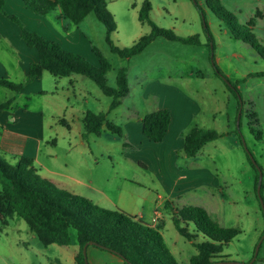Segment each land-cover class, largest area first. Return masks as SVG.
<instances>
[{
  "label": "rangeland",
  "instance_id": "374dc122",
  "mask_svg": "<svg viewBox=\"0 0 264 264\" xmlns=\"http://www.w3.org/2000/svg\"><path fill=\"white\" fill-rule=\"evenodd\" d=\"M145 1L106 0L107 9L117 27L111 35L117 47L129 48L141 37L150 34L151 26L139 21V12ZM149 1L152 8L150 17L159 28L174 30L181 37L198 35L201 45H184L158 38L141 54L130 59L122 58L111 51L106 41L105 26L95 14H90L79 26V31L89 37L83 33L89 50L86 51L79 45L72 44V47L82 54H89L90 51L95 58L97 56L92 50L93 46L103 53L112 65L106 76L107 83L112 88L117 86L119 69L127 68L129 85L136 90V96L128 95L118 110L109 111L112 98L106 96L94 81L83 78L87 90L91 93L89 99L92 101L87 105L83 99L72 100L76 105L75 112L68 113V120L73 126L72 133L62 124H59L58 128L48 130L58 141V164L67 163L76 179H93L95 186L103 188L106 194H103V201H98L101 207L123 210L141 217L148 224H153V218L157 214H163L165 224L162 234L167 246L175 250L177 242V246L192 257L198 252L197 249L179 234L172 221V211L167 209L166 212L162 206L163 199L159 198V194L167 197L169 191L162 190L155 183L153 172L138 163L139 155L144 150L139 152V148L131 144L129 139L125 145L127 116L135 112L136 107L146 111L151 106V103L143 100L144 91L156 92L162 100L166 99L172 103L175 102L172 96H166L164 85L183 92L191 97L199 108L192 126L213 129L221 137L207 144L195 158H177V169L179 167L183 171L189 168L202 170L205 185L194 196L185 197L179 207L201 206L222 226L238 229L239 235L229 243L223 254L230 261L248 264L264 235V213L255 192L256 171L248 160L240 138L244 139L257 163L264 169V77L259 76L264 71V60L250 44L234 36L228 23L214 12L212 6L219 3L232 13L236 19L235 29H252L258 43L264 47V0ZM15 15L21 20V14ZM57 22L61 23V20L58 19ZM68 23L72 29H76L77 26L72 22ZM60 26L58 28H61ZM60 31L65 34L63 29ZM72 47L68 48L72 50ZM85 58L91 62V59ZM96 59L99 62L98 58ZM46 77L45 80L30 84L20 95L2 88L0 102L18 96L17 105H27L33 107V110H38L44 105L45 99L53 97L51 93L45 98L37 94L40 85L50 90L54 87V80H59L51 74ZM232 85L238 86V98L231 90ZM87 110L108 113V119L120 126L125 136L115 135L107 128L103 129L100 136H85L83 113ZM253 113L257 115L258 125H251L254 122ZM254 128L255 133L262 132V139L256 138L252 131ZM81 134H84V138L90 137V142L85 146L78 145L79 152L76 156L68 158L70 140H81ZM127 151L132 153H128L131 156L126 157ZM83 154L88 158L87 163L83 161ZM95 198L100 200L98 198H102V195ZM146 199L147 202L144 201ZM161 221L164 220L158 218L157 225ZM176 238H179V241ZM71 240L72 244L66 247L56 244L44 246L24 220L16 217L9 220L8 225L0 222V264H56V259L62 260L64 264H76L71 257L72 252L78 248L75 229H71ZM204 241L203 236L197 239V242ZM262 245L260 258H264V240ZM184 260L181 264H189V261Z\"/></svg>",
  "mask_w": 264,
  "mask_h": 264
},
{
  "label": "trees",
  "instance_id": "16d2710c",
  "mask_svg": "<svg viewBox=\"0 0 264 264\" xmlns=\"http://www.w3.org/2000/svg\"><path fill=\"white\" fill-rule=\"evenodd\" d=\"M22 1L27 9L41 17H46L60 9L62 17L75 25H79L90 14H95L106 28V41L111 51L126 59L141 54L158 38L180 42L184 45H201L198 35L181 37L174 30L159 28L150 17L152 8L149 0H146L140 9L139 21L151 26L150 34L141 37L131 47L124 49L117 47L111 39V35L117 27L113 16L107 9L106 0ZM4 5L5 0H0V12L18 24L25 43L38 50L39 61L29 66L25 82L15 83L1 78L0 87L19 94L26 85L40 80L45 72L55 78L81 75L83 78L94 81L106 96L112 98L109 111L116 110L121 106L123 100L130 93L127 68L119 69L117 86L116 88L110 87L106 76L111 71L112 65L97 47L93 46L92 50L99 60V66L93 65L80 54L67 51L60 43L26 28L15 14L5 11ZM212 9L228 23L238 40L250 44L264 60V47L258 43L252 29L249 28L246 31L235 29L234 15L219 3L217 6H212ZM259 76L264 77V71ZM231 90L238 98L240 94L238 86L232 85ZM240 105L239 101L238 109H240ZM11 108H18L15 105V98L0 103V117L4 111ZM252 117L254 122L251 125H258L257 115L253 113ZM84 125L85 136L88 134L100 136L103 128H107L120 137L125 136L123 129L111 122L106 112L88 111L84 117ZM170 125L171 112L167 109L157 110L143 118L142 132L150 141L161 143L166 137ZM252 131L255 133L256 129L254 128ZM255 134L258 140L262 139L261 131ZM183 137L185 155L188 158H195L207 144L216 141L221 135L213 129L195 125L184 132ZM240 142L243 146L241 138ZM247 157L256 171L255 192L259 199L257 194L259 171L248 153ZM260 168L264 175V169L261 166ZM0 185V222L3 225H8L9 220L16 217L24 220L31 232L44 246L53 244L70 246L72 243L71 229H75L79 246L75 255L76 264H86L83 250L89 242H94L96 248L121 258L125 264H179L165 242L162 224L153 226L123 210L101 207L85 196L62 189L52 180L42 178L31 159L23 157L19 163L13 165L0 157ZM263 191L264 179L261 191L264 199ZM165 206L172 211V221L179 234L189 240L198 251L191 257L190 264L230 261L223 253L229 243L239 235L238 229L222 226L201 206L175 208L169 202H166ZM200 236L205 238L204 242H197ZM257 262L264 263V258H260L258 255L254 264ZM56 264L64 263L60 259H56Z\"/></svg>",
  "mask_w": 264,
  "mask_h": 264
},
{
  "label": "crops",
  "instance_id": "0c3cea01",
  "mask_svg": "<svg viewBox=\"0 0 264 264\" xmlns=\"http://www.w3.org/2000/svg\"><path fill=\"white\" fill-rule=\"evenodd\" d=\"M4 9L9 14H21V20L26 28L41 34L47 39L60 43L67 51L70 50L68 47H72V44L79 45L80 48L86 51L89 50L87 42L83 37L84 32L81 33L79 31V26L90 15L79 25L74 24L77 27L76 29H72L69 25L70 23H68L71 21L62 17L60 9L55 10L46 17H41L27 9L22 0H5ZM58 19L61 20V23L57 22ZM59 26L61 28H58ZM61 29L64 30L65 34L63 32L61 33ZM84 35L87 36L85 33ZM87 38L89 37L87 36ZM74 49L72 47V50L69 52L82 54V52ZM91 54L89 51V54L82 55L91 59L90 61L94 65L99 66L97 57L95 58V55ZM38 61V50L29 47L22 39L18 25L10 21L0 12V79L3 78L15 83H23L26 80L29 66ZM47 74L49 73L45 72L40 80H45ZM64 79L67 81H64ZM84 82L86 81L81 75H73L71 77L59 78V80L55 79L53 83L54 87L50 88V90H46L47 88L40 85L37 94L45 98L51 93L53 97L51 99H45L43 101L44 105H41L38 110H33V107L27 105H22V107L17 105L16 101L18 96L9 98L8 100L15 98V105L18 108L6 110L0 117V157L13 165L19 163L23 157L31 159L41 177L52 180L62 189L88 197L100 205L98 201H103V194H106V192L103 188L95 186L93 179L87 178L85 181L76 179L70 172L71 170H69L67 163L58 164L60 160V156L56 151L58 141L53 138V134L48 132V130L58 128V125L62 124L69 133H72L73 126L68 120V113H73L76 109V105L72 100L74 98L79 100L83 99L87 105L92 101L89 99L91 93L87 90ZM29 85H26L22 92L27 90ZM129 87V96H136V90H133L130 85ZM2 88L4 87H0V90ZM163 89L166 96H172L173 102L175 103L166 99L162 100L160 96H157L156 92L148 93V90L147 92L144 91L142 96L143 100L151 103V106L146 111L136 107L135 112L127 116L125 128L127 131V144L129 139L131 144L139 148V152L144 150L139 155L138 163L153 172L152 174L156 178L155 183L162 190L169 191L167 197L159 194V198L163 199L162 206L167 212L166 202L171 203L175 208L179 207V203L185 197H188V195L194 196L205 185L203 183L204 179H202L204 177L202 176V170L195 171L189 168L187 171H183L181 168L178 167L177 169L176 167L178 157H187L184 153L183 133L188 131L194 124L199 108L190 99L191 97L183 92H179L166 85H164ZM162 109H167L171 112V125L164 140L161 143H154L143 135L142 120L147 114ZM87 111H84V113ZM84 113L83 115H85ZM81 135L82 139L77 142H74L72 139L70 140V146L67 149L68 158L72 159L76 156L75 154L79 152L77 149L78 145L85 146L90 142V137L84 138V134ZM133 137H135V140H133ZM128 153L132 154L127 151L125 154L126 157L131 156ZM83 161L88 162L86 155L83 156ZM100 194L102 198H98L100 200H97L95 196L98 197ZM144 201L147 202V199ZM138 218L141 219V217ZM158 218L164 220L160 222V224L164 225L165 216L161 214V216L158 215ZM151 225L157 226V222H153ZM176 240L179 241V238H176ZM78 248L72 252L71 257L74 262ZM169 249L179 264L184 259L185 262L189 261L190 264L191 256H188L183 248L178 247L177 242H175V250ZM87 257L90 264H125L121 258L92 245L87 249Z\"/></svg>",
  "mask_w": 264,
  "mask_h": 264
},
{
  "label": "water",
  "instance_id": "95a60500",
  "mask_svg": "<svg viewBox=\"0 0 264 264\" xmlns=\"http://www.w3.org/2000/svg\"><path fill=\"white\" fill-rule=\"evenodd\" d=\"M239 118H240V113H239ZM242 144H243V147L245 148L246 152L250 156V159L253 162L254 166L259 171V183H258V187H257V194H258V197H259V200H260V203H261L263 212H264V199H263L262 193H261V191H262V183H263V179H264L263 171L260 168L259 164L257 163V161H256L255 157L253 156L252 152L248 149V147H247L244 139L242 140ZM263 240H264V235L260 239L259 243L256 246L255 253H254V257H253L252 261L250 263H248V264H254V262L257 260L258 255H259V252H260L261 245L263 243ZM90 245L96 246V243L89 242V243H87L84 246L83 253H84L85 263L86 264H90L89 261H88V257H87V249H88V247ZM212 264H245V263H240V262H236V261H220V262H216V263H212Z\"/></svg>",
  "mask_w": 264,
  "mask_h": 264
},
{
  "label": "built area",
  "instance_id": "2783aa9c",
  "mask_svg": "<svg viewBox=\"0 0 264 264\" xmlns=\"http://www.w3.org/2000/svg\"><path fill=\"white\" fill-rule=\"evenodd\" d=\"M157 219H158V215H156V217L154 218V223L157 222Z\"/></svg>",
  "mask_w": 264,
  "mask_h": 264
}]
</instances>
